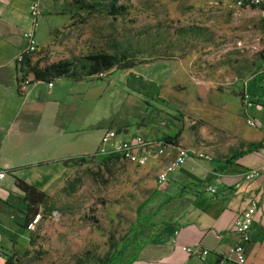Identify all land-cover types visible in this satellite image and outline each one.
Returning <instances> with one entry per match:
<instances>
[{
	"label": "rangeland",
	"instance_id": "1",
	"mask_svg": "<svg viewBox=\"0 0 264 264\" xmlns=\"http://www.w3.org/2000/svg\"><path fill=\"white\" fill-rule=\"evenodd\" d=\"M117 3L126 12L112 17L102 10H77L74 0H40L33 60L43 66L99 50L143 60L133 69L113 68L90 77L96 82L95 97L107 98L115 114L106 131L119 127L151 141L177 132L176 143L169 144L184 149L195 163L185 161L174 170H187L194 180L211 179L202 166L242 165L243 158L230 165L223 160L261 140L245 121L241 94L243 82L248 85L264 70L263 12L233 0ZM194 26L201 28L200 34L188 30ZM155 93L173 108L148 99L159 109L149 117L151 107L144 101ZM170 150L171 156L143 166L121 156L103 164L96 157L66 160L67 169L46 192L37 220L27 226L21 222L13 237L18 264H111L116 256L123 264L135 242L153 239L166 228L174 191H163L169 176L159 182L158 173L172 160L176 149ZM157 186L162 192H154ZM145 201L150 226L136 235L137 209ZM122 243L126 246L120 255Z\"/></svg>",
	"mask_w": 264,
	"mask_h": 264
},
{
	"label": "crops",
	"instance_id": "2",
	"mask_svg": "<svg viewBox=\"0 0 264 264\" xmlns=\"http://www.w3.org/2000/svg\"><path fill=\"white\" fill-rule=\"evenodd\" d=\"M32 1L0 0V170L6 171L0 179V264L2 253L15 248L13 237L25 218L22 193L14 185L13 176L48 192L65 173L66 160L103 151L113 141L103 140V136L106 124L115 114L111 113L107 98L95 97L96 82L90 77H62L52 81L51 86L49 82L35 81L26 92H18L14 57L25 46L23 33L33 25L29 14ZM243 84L244 97L255 100L253 107L245 109L244 104L245 117L249 114L259 118L256 119L262 124L254 128L262 140L264 70L248 85L246 81ZM119 134L132 136L120 131L118 138ZM242 158V165L232 169L202 166L210 172L207 182L204 177L190 178L187 170L169 173L170 181L164 184L163 191L170 189L174 194L166 228L130 253L125 262L132 257L129 264H236L223 260L220 252L240 242L234 221L248 198L255 195L258 207L249 240L244 243L245 264H264V173L262 178L253 180L240 176L251 167L264 172V165L259 150ZM185 161L195 163L193 159ZM191 244L209 249L208 254L199 258L182 249Z\"/></svg>",
	"mask_w": 264,
	"mask_h": 264
},
{
	"label": "trees",
	"instance_id": "3",
	"mask_svg": "<svg viewBox=\"0 0 264 264\" xmlns=\"http://www.w3.org/2000/svg\"><path fill=\"white\" fill-rule=\"evenodd\" d=\"M118 0H74V4L77 8V10L84 9L88 11H94V10H102L107 15L112 17L122 16L126 12V7L122 4L117 3ZM255 7V6H252ZM258 8L264 10V5H260ZM193 34H200L201 28L200 27H191L188 29ZM35 53H29L24 54L23 59L21 61L20 67L17 68V86L20 84V80L31 76V83L35 81H43V82H52L58 78H69L72 80H79L86 77H91L93 75H99L101 73L107 72L111 69H133L135 66L143 62V60H137L134 57H130V55L127 52H121V53H113L108 52L104 50L99 51H92L88 52L84 55L75 57L73 59H62L54 62H50L46 65L40 66L39 60H33L32 54ZM263 62H264V49L260 54ZM147 99L145 104L147 106L151 107L149 117L156 116L159 109L152 106L149 100L158 102L162 105H165L169 108H173V105L166 101L163 98H160L157 96V94L153 95H146ZM241 101H244V94H241ZM264 119V116H263ZM116 132H120L119 127H116ZM178 136V133H172V134H163L161 136L160 140L164 144H175L176 138ZM260 147V143H251L247 148L234 151L231 155L226 157L223 160V165H230L235 163L238 159L244 157L245 155L255 152ZM120 154L108 150V151H96L93 154L89 155H82L75 157L74 160L87 162L90 157H96L98 162L100 164H103L106 162L109 158H117ZM13 182L14 185L21 191L22 193V202L24 204V211H25V218H24V224L25 226L32 224L33 220L36 218V216L40 215V205L46 204V200L48 197V194L45 191H42L38 188H36L33 185L28 184L27 182L23 181L22 179L13 176ZM197 187L202 186V184H196ZM161 191V188L158 186L155 188L154 192L158 193ZM171 199L173 197H170ZM150 200V198L148 199ZM146 205V201L141 204V206L137 209V222L136 227L134 230L136 231V235L138 233L143 234L146 229L150 226V216L146 211H144L143 207ZM52 210V207H47V211L50 212ZM52 213V211H51ZM137 239V238H135ZM151 240V239H149ZM138 241L135 242V248L138 249L142 244L149 241ZM133 243V242H132ZM126 246V243H122L121 248L118 250V254L121 255V252L124 250ZM132 251V252H133ZM3 258V264H18L19 261L17 259V249L12 248L9 252H3L2 253ZM132 257H129L128 260L123 264H129ZM120 257L116 256L113 260V263L111 264H119Z\"/></svg>",
	"mask_w": 264,
	"mask_h": 264
},
{
	"label": "built area",
	"instance_id": "4",
	"mask_svg": "<svg viewBox=\"0 0 264 264\" xmlns=\"http://www.w3.org/2000/svg\"><path fill=\"white\" fill-rule=\"evenodd\" d=\"M235 4L239 7L244 6H255L259 7L260 5H264V0H233ZM40 0H33L29 6V14L32 18V28L30 30H26L23 33L25 38V46L19 51L14 57L15 68L17 70L21 65V61L23 59L24 54H29L37 50V40L34 35L35 27H37L38 23L35 20V16L39 10ZM263 11V24H264V10ZM31 84V78H24L20 80V84L17 86V90L19 93H24L27 91L29 85ZM49 86L52 85V82L48 83ZM245 109L249 107H253L255 104V100H250L246 96L244 97ZM246 123L251 127H258L262 123L255 119L253 116L246 114L245 117ZM118 133L115 130H108L105 132L103 136V140L112 139V147L110 150L120 154V156L127 161L143 166L147 162L152 159H162L171 156L170 149H176L175 153H172V160L166 163L163 169L158 173V181L163 182L166 180L168 173L172 172L175 166L181 165L187 159H193L192 156L188 155V153L182 148H175L171 144H164L160 140H146L141 135L130 136L125 139L118 138ZM258 150L261 153L262 162L264 165V137L260 142V147ZM104 152V151H101ZM263 170L257 167H251L245 170L240 176L245 180H253L259 179L263 177ZM6 171L0 170V179L5 177ZM208 190L214 192L212 187H208ZM258 207V199L255 195H251L248 200L245 208L242 212L237 216L234 221V230L239 235L240 242H237L234 245L229 246L225 251L220 252V256L223 260L232 261L236 264H245V246L244 243L249 240V230L253 223L255 213ZM53 216H56V211H52ZM38 215L34 219L37 220ZM182 249L190 254L199 258H203L208 254L209 249L203 247L200 244H191L185 245ZM250 264H260L259 262H252Z\"/></svg>",
	"mask_w": 264,
	"mask_h": 264
}]
</instances>
